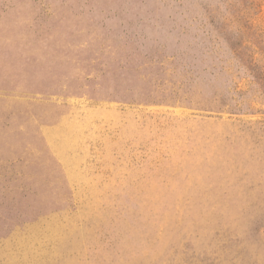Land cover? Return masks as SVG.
Returning a JSON list of instances; mask_svg holds the SVG:
<instances>
[{
	"label": "rangeland",
	"instance_id": "obj_1",
	"mask_svg": "<svg viewBox=\"0 0 264 264\" xmlns=\"http://www.w3.org/2000/svg\"><path fill=\"white\" fill-rule=\"evenodd\" d=\"M0 264H264V0H0Z\"/></svg>",
	"mask_w": 264,
	"mask_h": 264
}]
</instances>
